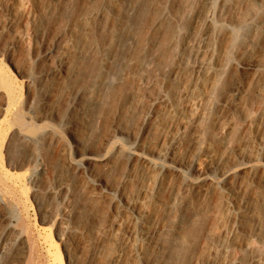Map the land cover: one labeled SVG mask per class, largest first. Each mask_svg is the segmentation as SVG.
<instances>
[{
  "label": "rangeland",
  "instance_id": "1",
  "mask_svg": "<svg viewBox=\"0 0 264 264\" xmlns=\"http://www.w3.org/2000/svg\"><path fill=\"white\" fill-rule=\"evenodd\" d=\"M0 74V264H264V0H0Z\"/></svg>",
  "mask_w": 264,
  "mask_h": 264
},
{
  "label": "bare ground",
  "instance_id": "2",
  "mask_svg": "<svg viewBox=\"0 0 264 264\" xmlns=\"http://www.w3.org/2000/svg\"><path fill=\"white\" fill-rule=\"evenodd\" d=\"M250 27V26H249ZM98 50H96L94 47H91L89 50H88V55H87V58H86V61L84 62V65L87 69H91L92 65H93V62L96 60V56H97V52ZM145 68L148 70L151 68V64H147L145 66ZM85 71V70H84ZM113 76V75H112ZM115 77V76H114ZM0 80H1V83L4 82V84L6 85L7 87V92H8V95H7V103H8V106L11 105L12 103V100H13V95H14V89H13V84L11 82V79L10 77H6L4 75H1L0 74ZM113 80L111 79V81H109V84L112 83ZM4 87V86H3ZM8 114V112H7ZM6 114L5 113H1L0 114V117H5ZM4 119V118H3ZM2 120V119H1ZM0 120V121H1ZM252 121V118H249L248 119V122L250 123ZM221 128V131L222 132H225L228 128L227 126L221 124L220 126ZM87 164L89 166V169H92L94 170V168L96 167V165L100 162V160L98 161L95 157H88L87 159ZM178 166L182 167L183 164H179ZM232 172V169H229L227 171H225L221 176L222 177H227L231 174ZM204 179L205 180H210V175H209V172H205L204 174ZM62 262V261H61Z\"/></svg>",
  "mask_w": 264,
  "mask_h": 264
}]
</instances>
